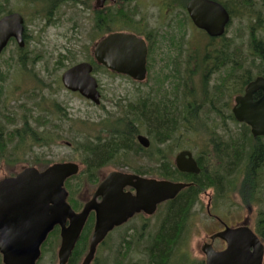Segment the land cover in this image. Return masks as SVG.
Masks as SVG:
<instances>
[{
	"label": "trees",
	"instance_id": "trees-1",
	"mask_svg": "<svg viewBox=\"0 0 264 264\" xmlns=\"http://www.w3.org/2000/svg\"><path fill=\"white\" fill-rule=\"evenodd\" d=\"M70 1L74 5L77 4L76 0H62L61 2ZM32 2L36 4L32 9H37V16H41L43 13L53 8L51 0H39L38 5L36 0H32ZM259 2L264 5V0H230L229 3L225 4L228 6L232 16L231 23L233 24L239 19L238 23L240 25H245L247 28L248 36L246 45L250 52L248 55H245L244 58L240 59L242 61H239L236 56V53H241V47H234V51L230 52V58L227 63L223 62L222 57H218L220 63L216 60L218 58L212 57L211 52L215 53L217 56H223V50L226 45L228 44L229 48L230 45L233 46L234 39L232 37L224 39L225 41L222 43L221 41H214L212 44L209 42L208 44L201 45L200 41L197 49H195L199 51L197 65L204 67L210 66V69H217L215 67H218L219 65L228 66L226 70L228 72V78L225 79L224 82L223 79L220 84H215L213 94H211L215 114L212 124L206 118H203L202 120L199 119L196 123L207 139L210 136L208 140L210 143L212 142L213 147L208 149L207 146L206 149H204L203 159L201 156L199 161L202 171L200 174L194 176V185L183 190L180 194L181 196H178L172 205H168L166 218L162 221L161 226L152 237L151 242L145 247L147 259L142 264H183L188 262V254L183 251V249H180L179 246L177 247L179 241L178 237L182 236V232L189 228L191 210L199 201L201 194L205 190L211 188L214 189L216 200L222 198L225 194L230 195V193H237L245 204H253L254 200L261 196L258 194L259 190L257 189L258 187L264 186V140L262 138H253L250 128L246 124L240 125L234 119L231 111L229 120L238 124L236 125L239 130L238 135L234 134L230 127L229 129L224 128V125L222 124L224 122L218 119V116H221L223 113L227 114L225 112L226 110L223 111L224 106L219 105L221 99L226 96L231 104L233 96L240 92L245 83H247V81L244 80V76L246 75L248 77L250 73H260L261 70L264 69V33L258 34L256 31V28L263 23L264 18L260 14V11H256V9L253 8V6L257 5ZM241 5L243 6L241 7ZM5 12H9L7 3L5 5L2 4L0 15ZM123 13L122 8H120L118 12L109 9L107 18L104 16L106 18L103 23L104 30H106V32L118 28L142 30V27L140 26L143 25L135 22L132 17H128V19L123 18ZM250 15H253L252 19L250 18ZM243 18H247L248 21L245 23ZM96 29L93 30V39L98 37V30ZM206 49L210 53L201 56L204 53L203 50ZM76 56L77 55L71 50H67L65 54H59L55 63V68L67 67L66 62L68 60L76 59ZM89 58L93 61V58H91L90 55H88L87 59ZM15 59L16 58L14 57V60ZM27 63L25 57H20L18 61L15 62L17 66L20 65L23 69L27 67ZM98 68L99 66H96V69ZM256 69L257 72L255 71ZM7 76V73H3L0 70V91H2L3 81L6 80ZM243 83L244 85H242ZM225 87H228L227 91L225 90ZM42 90L43 89H39L38 92H35L36 95L34 96V98L39 97L38 102L35 104L39 106L42 105L41 108L36 109L37 114H34L37 116L35 119L37 131L34 130L31 132L28 124L29 120L35 118L34 115L31 114L28 117L23 112V120L25 121L24 127L21 129H7V142L18 139L19 144H23L24 147H26L28 143L32 150L37 151L39 148H46L56 144L57 138H61V135L59 132L57 133V130L55 129L58 125H54L53 122L55 118L62 119V116H65V114L62 113V116H60L59 103H54L53 106L50 107L45 105ZM139 97L140 102L130 103L129 109H125V104L118 103V109L124 110H122L120 114L109 112L107 117H102L99 120L101 125L99 129H94L93 125L87 126L83 123L87 132H80L81 140L79 137L74 139V148L76 151L83 153V160L86 167L81 174L72 176L66 183V186L70 190L69 201L74 202L76 207L81 204L75 195L80 193L81 183L84 184L83 178L86 177L85 180L92 184L99 182L100 168L104 163H110L118 153L121 152L123 145L126 144L125 140L133 142V145L136 146V152L145 151L136 140V135L142 132V127L145 126V130L152 134L156 143L158 141H165L173 138V134L171 135L169 132L177 128V126H175L176 115L174 111H172L171 108H167L165 102L159 101L156 104H148V102L142 103L141 99H143V95ZM206 99L207 95L204 99L200 95L199 103L201 104L203 101L205 102ZM9 102L10 101H8V103ZM29 111L32 110L28 109V112ZM12 112L14 114L16 113V111ZM7 115V121L13 123L15 118H11L10 114ZM196 124L194 126H196ZM221 130H229V133L224 137ZM102 133L105 134V137ZM240 134L242 136H240ZM160 138L161 140H159ZM206 145H208L207 141L203 142L202 148ZM3 151L7 158H13L17 161L23 162L26 160L25 154L27 152H25V150L22 152H10L7 148H4ZM36 155L37 161H35V163H37V165L41 164L43 167H46L52 162L51 160H41L40 154L36 153ZM106 157L110 158L109 161L101 163ZM138 167L139 166L135 167L134 171L136 173L157 175L163 178L181 179L183 175H186L181 173L177 168H172L170 166L167 169L151 166L144 170L141 167ZM75 179H78V188H74L71 183V181ZM191 180L192 179H187V181ZM262 208L260 209L261 215L258 221V227L259 231L262 232L264 236V209ZM92 229L93 220H89L68 264L81 263L83 256L89 248ZM57 233L58 232L55 231L53 236L57 235ZM128 237L129 235L122 239V242L117 249L119 255L126 253V251L128 252V255L130 254L131 249L127 250V247L131 244V239ZM52 240L53 238L50 237L43 245V256L38 264H41L47 249L54 244ZM123 247L124 251L122 250ZM98 259L99 258L96 257L93 264H97ZM116 264H123L118 256ZM129 264L140 263L136 262ZM194 264L204 263L194 262Z\"/></svg>",
	"mask_w": 264,
	"mask_h": 264
},
{
	"label": "water",
	"instance_id": "water-1",
	"mask_svg": "<svg viewBox=\"0 0 264 264\" xmlns=\"http://www.w3.org/2000/svg\"><path fill=\"white\" fill-rule=\"evenodd\" d=\"M187 10L190 15L194 12L195 24L211 36L222 35L230 20L226 8L213 0H190ZM23 33L22 15L11 13L3 16L0 19V55L11 37L24 46ZM147 51L142 37L128 32H112L96 44L94 56L98 63L109 70L143 81L147 75ZM92 71L91 63L81 62L67 69L62 81L67 89L79 91L99 104L101 93ZM258 90H262L263 95L254 101L252 95ZM233 114L239 122L250 126L253 136H264V76L250 82L245 95L236 98ZM138 139L144 146L149 144L144 135H139ZM177 165L182 172L200 171L189 151L179 154ZM79 172L78 163L59 162L42 171L36 167H26L16 176L0 181V252L4 264H37L43 242L57 225L61 229L58 261L59 264H67L88 217L94 211V230L88 252L81 262L91 264L98 245L114 227L138 212L153 214L158 204L175 198L181 190L190 186L184 182L113 171L99 184L93 198L77 212L67 200L65 181ZM126 186L134 188L135 192L125 191ZM99 196L101 201H97ZM245 231L246 235H242ZM216 236L228 242H251L253 240L249 237H255L248 227L227 228ZM204 251L207 255L206 264H262L264 255L263 246L256 260L249 259L243 246H230L223 252H215L212 248Z\"/></svg>",
	"mask_w": 264,
	"mask_h": 264
},
{
	"label": "flooded vegetation",
	"instance_id": "flooded-vegetation-1",
	"mask_svg": "<svg viewBox=\"0 0 264 264\" xmlns=\"http://www.w3.org/2000/svg\"><path fill=\"white\" fill-rule=\"evenodd\" d=\"M10 1L11 0H0V9H1L2 4L5 5L6 3L9 7V12L3 13L2 15H0V18H2L3 16L7 14L18 12L23 15L24 20H25V28H24V33H23V38L26 42L25 47L21 48L18 45L17 40L14 37H11L8 42V45L4 49V53H5L8 48L9 49L11 48L14 51V55L12 56L16 58L15 62H17L20 57L22 58L25 57L27 60L28 56H33L35 54V52L29 49V44L31 42L32 35L29 33L30 32L29 19L26 17L25 11L32 9V7L36 4L32 2V0H18L20 4L21 3L23 4V7L19 6V7L11 8L9 6ZM36 1L38 5L39 0H36ZM61 1L62 0H51V2L53 3V8L45 12L42 18H47L48 20L50 19L51 21L55 20V18L52 19V16L55 10L59 9L61 5L63 4L61 3ZM90 1H92V5L90 4L88 6L87 11L90 14L92 13L93 17H91L90 15V18L93 19L95 29L97 27L96 30H98L97 31L98 37L96 38L95 42L104 36L103 23L107 18L109 9L115 10V12H118V10L122 8L124 12L123 18L128 19V17H132L135 20V22H137L140 25H143V26H140L142 27L141 31L135 30V29H129V28H124V29L118 28L116 30L110 31L109 33L128 32V33L136 34L137 36L142 37L145 40L147 49H148L147 60H146L147 77L145 81L143 82L144 86L146 87V91L143 94H141L143 95V99H141L142 103L148 102V104H156L159 101L165 102L167 108H171L172 111H174L176 115L175 126H177L176 129H173L169 132L171 133V135L173 134L172 139L165 140V141H158L157 143L155 142L152 134L147 132L148 134L152 136V138L146 134L147 135L146 137L149 139V144L147 146H143V149L145 151L136 152V146L133 145V142L125 140L126 144L123 145L121 152L118 153V155L110 163H107V164L104 163L100 169H102L103 167L112 165L111 169L113 170H111V172L120 171L122 173H127V174L128 173L138 174L141 176L155 177V178H161V179L167 180V178H163L157 175L151 176V174L136 173L134 172L135 167L139 166L143 170L151 166H155V167L157 166V167H161L164 169H167L170 166L172 168L178 169L177 157L179 156L181 152L189 151L191 152L194 160L197 162L200 168V171L199 172H181L180 171L181 173H184L186 175H183L181 179H170V178L168 179L172 181L176 180L175 182L189 183L190 186H193L194 178H195L194 176L200 174L202 171V167L199 161H200L201 156L203 159L204 149H206L207 146H208V149H211L213 147L212 142L210 143V141L208 140L210 136L207 139L203 135L201 128L199 129V126H197L196 123L199 119L202 120L203 118H206L212 124L213 119L215 117L214 109H213L214 106L212 103L213 100L211 98V94H213V90H214V85L220 84L223 79H224L223 80L224 82L225 79L228 78V72L226 71L228 66L226 65L224 66L219 65L218 67H215L217 69H210L211 68L210 66L204 67V66L197 65V61H198L197 56L199 55V51L195 49H197L196 47L198 46V44L196 46L194 45H195V42L199 40V38H201L199 35H202L203 37L205 36L208 39V41L211 42V44L214 41L215 42L221 41V43L224 42L225 41L224 39H226V36L228 34V30H229V26L231 24L232 18L230 22L226 25L225 32L222 35L211 36L205 29H202L195 24L194 12H193V15L189 14L187 8H188V4L190 0H90ZM213 1H216L222 4L224 8H226V10L229 12L230 17H232L228 6L225 5L229 3L230 0H213ZM81 4L83 3L81 2ZM258 4H261L264 7L262 3L259 2ZM147 7H151V9L148 10ZM254 7H256V5ZM150 21H153L152 22L153 24H151ZM149 25H153V27H150ZM182 26H186V27L189 26L190 34H187V33L185 34L182 31ZM67 38L69 39V37ZM186 38H189L190 45L189 47H187V50L184 51L185 53H183V50L181 49L182 42ZM70 40H75V39H70ZM95 42L93 43V45L90 46L89 51H88L89 55L92 56V58H94ZM208 43H205V44H208ZM226 47L223 50V56L222 55L217 56L215 53L211 52L212 57L213 58L222 57L223 62L227 63L230 58V52H229L228 44L226 45ZM67 50H71L76 55L79 54L78 51H74L71 48H67L64 54L67 52ZM203 51L204 53L201 56H205L208 53H210L207 51V49ZM82 52L83 54H85L86 50ZM175 52H177V54H174ZM59 54H63V53H59ZM183 55L184 57H182ZM219 58L216 59L218 63H220ZM73 61L74 62L70 65V67L80 62H83V61L89 62L90 59L85 58L83 60H78L76 56V59H74ZM19 67L22 69L21 79L24 78L25 80L26 79L34 80V86L32 87L31 90L26 92V94L24 95L25 98H29V101L31 102V106L27 108V112H28V109H31L32 111H29V115L27 114V112H24L29 117L31 114H33V110L36 105L35 103H37V98H34V96L36 95L35 92H38L39 89L46 90L45 86H43L41 82H38L36 80H43L44 82V79L41 76V73L45 74L46 77H49V76H52L54 72L58 74L60 69H56V70L47 69L46 67L34 68V69L26 67L25 69H23L21 66ZM94 69L96 68L94 67ZM99 69H101V67ZM153 69H160V71H157L158 74L153 75L152 74ZM17 70H18V73H20L19 69ZM1 71L3 73H7V74L9 73L8 71H3V70ZM255 71L257 72V69ZM95 72L96 71H94L93 74L97 78ZM14 74H15V71L12 74V77L14 76ZM62 74L63 73L58 75V78L55 79L56 80L55 83L57 85H60V84L62 85ZM258 76H264V69L261 70L260 73H250L248 77L246 75L244 76L245 77L244 80L247 81V83H245L244 81L245 85L244 83L242 84L244 85V87L241 89L240 92L236 93L233 96V101L231 102V104L226 96H224L221 99V102L219 105L224 106L223 111L226 110L225 112L227 114L223 113L221 116L217 115L220 121H223L226 124L228 121H230L229 120L230 111L232 112V109L236 105V102H235L236 98L238 96H244L246 93V88L248 84L252 82ZM5 83H6V80L3 81V88H2V91H0V171L2 170L4 166L6 167L8 165L10 160L17 161L13 158H7L5 152L3 151L4 148H7L10 152H17V151L22 152L23 150H25V152L28 153L31 151V148L29 147L28 143L26 147H24L23 144H19L18 139L15 141H11V142L6 141L7 129L8 130H11L13 128L21 129L24 127L25 121L23 120V114L20 112L19 108L24 107L25 109L26 104L18 105V109L16 110L15 116L10 115L11 118H15L14 119L15 124L13 125L14 122L9 123L6 119L7 114L5 113V109H6L5 104H7L8 101L12 100V97L7 99L6 101L3 100L2 96H3V89L5 87ZM50 85L52 86V84ZM51 86H47V87H51ZM99 90L102 94L100 84H99ZM225 90L227 91L228 87H225ZM74 93L80 95L78 92H74ZM200 95L202 96L203 99L207 95L206 101L205 102L203 101L201 104L199 103ZM262 95H263V91L258 90L253 93L252 99L256 101ZM102 102H103V94H102ZM134 102H140V97L136 99H130L129 103L125 104L126 106L125 109H129L130 103H134ZM100 105H102V103ZM36 107L38 108V105H36ZM117 110L119 112L118 114H120L121 111L124 109L119 110L117 107ZM107 113L109 115V112ZM17 117L18 119H16ZM34 117L35 118L29 120V123H28L30 126L31 132H33L34 130L37 131L36 121H35L37 116L34 115ZM183 121H184V125H183ZM224 123L222 124L224 125V128H226V124ZM195 124L196 126H194ZM183 130H185L186 132L193 133L194 136L198 137L199 141L200 140L202 142L207 141L208 145L204 146L203 148L202 146H199L197 148V151L193 150L192 146L181 147L182 143L178 141V138L183 136ZM65 132L68 133L69 129L64 130V133ZM225 132H226V135H225ZM228 133H229V130H224L222 134L225 137L227 136ZM137 138L138 137L136 136V139ZM253 138H262L264 140V136H257ZM159 140H161V138ZM195 141L198 142L197 140ZM119 158L120 159L126 158V160L119 161L118 160ZM109 159H110L109 157L108 158L106 157L103 161H101V163L108 162ZM17 162L20 163L22 161H17ZM81 164L83 165L85 164L84 160L82 161ZM40 165L41 164H38V166ZM29 166L38 167L37 163L33 161L32 165L23 166L19 170L11 173L10 175H6L3 178H0V181L7 177L16 176L18 173L23 171L24 168L29 167ZM123 167H127V170H124ZM105 177L106 175L102 176L101 174L99 176V181L101 182ZM187 179H192V180L187 181ZM124 189L126 191L135 192L134 188L129 187V186H126ZM208 190L213 191L215 194V191L212 188L205 190L203 193L207 192ZM257 190H259L258 194H260L261 196L259 198H256L253 204H245L242 198L238 196L237 193H234L242 201L243 206L249 209L248 212H251L253 209V206L255 205H258V206L263 205L264 186L258 187ZM180 194L181 192L175 198L160 203L157 207V210L153 214H146L145 212H140V213H137L133 218L135 217H137L138 219L142 218L143 226H146L149 218L156 216L163 207L165 206L168 207L169 204L172 205L174 200L178 196H181ZM229 196H230L229 194H225L222 198L218 199L217 202H215V199H216V195H215V197L212 196V198L210 199V202L208 203L207 213H208L209 219L212 220L211 224H209V227L211 226L213 228H212V233L209 235V238L205 240L201 245V252H202V257L204 259L203 260L204 264H206V258H207V255L204 251L205 249L212 248L214 249L215 252H223V251H227L230 246H234V245L240 246V247L243 246L245 247V250H246L245 254L249 257V259H254V260H256L257 256L259 255V252L262 249V246L264 249V236H263V233L259 231V227H258V221L260 219L261 210H259V214H257L258 216H256L255 219H252L250 216H246L242 218V213L240 214H237L236 212L230 213V211L227 213L226 218H223V217L220 218L212 211V208L216 207L219 203H223L227 207H229V204H228L229 202L225 200V199H228ZM88 198L84 200L78 197V201L81 203L78 207L75 206L74 202L72 201L71 202L69 201V202L76 211H81L84 205L88 202V200H91L93 198V195L90 199ZM97 200H101V198H98ZM200 200H201V196H200L199 201L193 206V209L200 202ZM193 209L191 210V215L189 217L190 218L189 228L187 230L185 229V231L182 232V236H180L179 238L177 247L178 246L180 247L181 244L183 243L184 236L186 235V233H188L187 243L190 239ZM163 211H164V214L160 220L158 228L161 226L162 221L166 218L167 208L163 209ZM133 218H131L128 222L115 227V229H119L121 227L127 226ZM89 220H94V212H91L87 223L89 222ZM228 227L229 228H242V229L249 227L253 231L255 237L254 239H252V237H249L251 240H253L251 242H246V241L244 242H236V241L230 242L229 241L228 242L227 240H224L218 236H216L214 239L212 238V236H214L218 232L225 230ZM55 231L60 233V227L56 226L54 230L48 234L46 240L42 244V247L48 241L50 237H53ZM242 235H246V231H245V234H242ZM240 239H243V238L240 236ZM182 249L183 251H186L184 250L185 248L182 247ZM0 256H1V261L3 264V256L1 253H0ZM262 264H264V256H263Z\"/></svg>",
	"mask_w": 264,
	"mask_h": 264
},
{
	"label": "rangeland",
	"instance_id": "rangeland-1",
	"mask_svg": "<svg viewBox=\"0 0 264 264\" xmlns=\"http://www.w3.org/2000/svg\"><path fill=\"white\" fill-rule=\"evenodd\" d=\"M76 2V5H74L71 1L61 2L63 4L53 13L52 19L55 18V20L52 21L48 20L47 18H42L43 14L45 13H43L41 16H37V9L25 11V15L29 19V33L32 35L29 49L35 52L33 56H28L27 67L31 69L43 67H46L47 69H56L55 63L59 53L64 54L67 48H71L72 50L79 52L77 55L78 60H83L86 58V56L89 54L88 51L90 46L93 45L95 39L97 38L96 37L93 39L94 34L92 31L95 29V25L93 23V19L90 18V15L91 17H93V15L87 11L88 6L90 4L92 5V1L76 0ZM81 2L84 5L81 4ZM9 6L11 8L19 6L23 7V4H20L18 0H11ZM242 6L243 5H241V7ZM253 8H255L256 11H260V14L264 18V7L261 4L256 5V7L253 6ZM147 9L150 10L151 7H147ZM250 18L252 19L253 15H250ZM238 20L239 19H237L235 23L230 24L226 39L230 37L234 39L233 46L230 45L229 52H233L234 47H241V53H236V56L239 61H242L240 59L244 58L245 55H248L250 51L247 49L246 45L248 36L247 28L245 25H240ZM243 20L245 23L248 21L247 18H243ZM152 22L153 21H150L151 24H153ZM149 26L153 27V25ZM182 31L185 34H190V27L182 26ZM256 31L258 34L264 33V20L263 23H261V26L256 28ZM199 36L201 38L195 42L194 46H196L200 41L201 45L209 42L205 36ZM67 37H69V39ZM189 45L190 40L189 38H186L182 42L181 49L183 50V53H185L184 51L187 50ZM84 50H86L85 54L82 52ZM174 54H177V52ZM12 55H14V51L11 48H8L6 52L0 57V69L9 72L7 76L8 79H6L5 87L3 89L2 98L6 101L12 97V100L5 104V113L15 116L12 111H16L19 104H26L25 109L24 107L19 108L21 113L27 112V108L31 106L29 98H25L24 95L26 92L32 89L34 86V80H25L24 78L21 79L22 69L15 64V60ZM182 57H184V55ZM73 62V60H68L66 62V66L68 67ZM67 67L58 68L60 69L58 74L54 72L53 75L49 77H46L45 74L41 73L44 82L43 80H36L45 86L46 90H43L42 92L45 105L50 107L53 106L54 103H59L60 116H62V113L65 114V116H62V119L55 118L53 122L54 125H58V127L56 126L55 129L57 130V133L59 132L61 138H57L56 144L50 147L39 148L37 151L31 149L30 152L25 154V162L18 163L17 161H9L8 165L6 167L4 166L0 171V178L10 175L23 166L32 165L33 161H37L36 153L40 154L41 160H51L53 163L65 161H75L82 163V159L84 157L82 152L75 150L74 139L79 137L81 140L80 132H87L85 125H93L94 129H99L101 126L99 120L102 117H107V112L115 114L119 113L117 110L118 103H129L130 99H136L139 97V95L146 91V87L142 82L137 83L129 77L111 74L110 72L106 71L105 68H101L95 72L100 82L101 91L103 94L102 105L97 106L82 96L68 91L66 88H64V86L57 85L55 83V79L58 78V75H60ZM17 69H19L20 73H18ZM14 71L15 74L12 77ZM157 71H160V69H153L152 74H158ZM50 84H52V86ZM38 99L39 97H37V102ZM41 106L38 105L37 108L35 105L33 114L36 115V109L41 108ZM27 114L29 115V112H27ZM16 119H18V117ZM83 123H85V125H83ZM14 124L15 122L13 125ZM236 125L238 124L228 121L226 129H229L230 127L234 134L238 135L239 130ZM67 129H69V132L64 133V130ZM141 131L143 134H147L152 138V136L145 130V126L142 127ZM223 131L224 130H221L222 133ZM102 134L105 137V134ZM240 136L242 135L240 134ZM178 141L182 143L181 147L192 146L193 150L196 151L197 148L203 144V142L201 140L199 141L198 137L194 136L193 133L186 132L185 130H183V136L179 137ZM118 160L125 161L126 158H119ZM82 168H84L83 165ZM111 168L112 165L103 167L99 170V175H106L111 170H113ZM123 168L124 170H127V167ZM84 179H86V177H84ZM71 182L74 188H78V179L72 180ZM95 187L96 185L89 184L87 180H85L84 185L81 183L80 193L76 194L75 197L85 200L92 195ZM212 196L215 197V194L211 190L203 193L201 195L200 202L193 209L190 239L187 243L188 233H186L183 243L180 246V249H182V247L185 248V252L189 254L188 262L183 264H194V262H203L204 260L202 257L201 245L209 238L213 228L211 226L209 227V224H211L212 220L209 219L207 213V206ZM225 200L229 202V207L223 203H219L216 207L212 208V211L220 218H226L227 213L230 211V213H242V218L250 216L252 219H255V217L258 216L257 214H259V210L263 207V205H255L253 206L252 211L248 212L249 209L244 207L242 201L232 193H230L229 198ZM215 202H217L216 199ZM166 208L167 206L163 207L156 216L149 218L146 226H143L142 218H134L127 226L111 232L105 241L97 248V257L99 258L97 264H116L117 256L120 257L123 264L136 262L142 264L145 262L147 259L145 247L151 242L152 237L157 232L160 220L164 214L163 209ZM262 209H264V207ZM128 235V238L131 239V244L128 245L127 250L131 249V252L129 255L127 251L126 253L119 255L117 249L119 248L122 239ZM60 241L61 239L56 237L52 240L54 244L50 246L49 249H47L41 264H59L58 250L60 247ZM122 250L124 251V247ZM0 264H2L1 256Z\"/></svg>",
	"mask_w": 264,
	"mask_h": 264
},
{
	"label": "bare ground",
	"instance_id": "bare-ground-1",
	"mask_svg": "<svg viewBox=\"0 0 264 264\" xmlns=\"http://www.w3.org/2000/svg\"><path fill=\"white\" fill-rule=\"evenodd\" d=\"M10 160V159H9ZM22 160V159H21ZM11 161V160H10ZM23 162V161H22ZM14 165V164H13ZM183 229V228H182ZM179 232V231H178ZM178 238H180V237H178ZM173 241V240H172ZM178 244V243H177Z\"/></svg>",
	"mask_w": 264,
	"mask_h": 264
}]
</instances>
